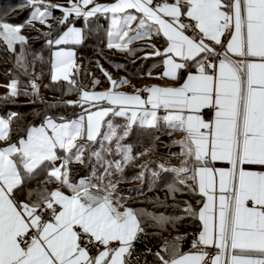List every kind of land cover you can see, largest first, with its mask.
<instances>
[{"label":"snow or ice","instance_id":"1","mask_svg":"<svg viewBox=\"0 0 264 264\" xmlns=\"http://www.w3.org/2000/svg\"><path fill=\"white\" fill-rule=\"evenodd\" d=\"M25 3L33 9L25 24L0 19V44L26 75L29 68L35 73V61L44 57L33 54L29 62L22 29L33 21L51 28V10H62L59 25L65 30L43 33L51 49L48 74L52 82H67L68 91H79L78 100L67 103L81 112L70 120L45 116L17 139L12 124L18 114L0 116V264H133L134 256L135 264H147L148 254L158 264H264V0ZM72 17L86 26L106 20L108 49L135 54L151 48L142 58H158L155 76L170 83L118 91L127 78L114 80L97 64L111 87L96 92L79 86L80 67L70 46L87 37L85 28L69 26ZM152 40H162L163 47L133 46ZM42 75L30 76L24 86L19 77L0 85L6 89L0 102L38 97L36 79ZM136 128L182 133L172 141L183 157L179 166L160 163L159 169L174 174L167 184L173 199L185 191L198 197L199 208L180 202L199 221L187 251L181 247L187 237L177 235L155 253H136L135 243L146 235L145 218L173 227L183 219L124 207L113 177L151 151L133 154L123 142ZM97 143L99 150L90 147ZM92 158L103 175L96 178L94 170L93 178L73 181L71 164ZM159 176L152 172L154 180Z\"/></svg>","mask_w":264,"mask_h":264},{"label":"trees","instance_id":"2","mask_svg":"<svg viewBox=\"0 0 264 264\" xmlns=\"http://www.w3.org/2000/svg\"><path fill=\"white\" fill-rule=\"evenodd\" d=\"M65 4L66 0H53ZM25 0H0V19L5 20L12 24H25L29 19L31 10H23ZM54 5V4H53ZM52 22L50 31L65 30L59 25V20L63 17V11L60 9H52ZM72 20L76 24H80L85 28L86 41L78 45L77 56L83 59V66L76 76L77 83L81 87H86L89 83L88 68H93L101 77H106L102 74L97 66V56L104 58L103 63H100L105 70H111L114 73L113 68L119 70L114 74H121L126 78H140L147 76L151 71L153 74L160 71V60L158 58L143 59L142 57L147 52H152L151 48L138 49L135 54H129L127 52H121L115 50L117 53L119 62L108 58V49L106 47V32L107 21L101 18L100 20L93 19L86 26L82 19H76L72 17ZM70 24V19H69ZM23 31L36 35L35 39H28L26 52L28 54L29 62L32 63L33 54H39L44 57V62L35 61V73L29 68V74L26 75L15 65V55L0 44V85L7 84L11 79L19 77L21 80V86L27 84L29 77L35 78L36 73H43L36 81L42 84H47V98L41 100H33L29 96H19L14 102H0V115L6 117L10 113L15 112L18 114L14 119L12 127L13 139H17L20 135L24 134V130L32 125H39L45 116H51L56 119L61 117L65 119L75 118L81 112V108L77 105L68 104V101L79 98V91H68V85L65 81L52 82L49 72V65L47 63L51 49L47 44V39L43 33L44 31L40 27L31 29V27L25 26ZM34 33V34H33ZM159 43H163L162 40H154ZM146 42V41H145ZM148 41L146 43H152ZM142 43L134 44L139 45ZM19 45H17V52ZM109 50V49H108ZM144 51V52H143ZM133 56V60H130L128 56ZM110 56V55H109ZM96 57V60L94 59ZM129 62L133 65L129 66ZM112 66V67H111ZM152 66V67H151ZM151 67V69H150ZM87 71H86V70ZM86 71V73H85ZM116 74V75H117ZM6 91L4 87H0V94ZM114 122L123 124V118L114 117ZM158 137V139H157ZM181 138V133H174L173 135H167L163 130L160 132H144L139 128H136L132 134L123 141L130 144L133 147V154L145 152L147 149H151L143 156H137L135 160L130 161L124 166L123 173H116L113 179L118 180L117 189L118 195L124 198V204L130 205L133 209L143 211L147 213L160 214L163 213L166 216H181L183 219L176 224L162 226L156 224L153 220L145 218L143 227L145 228L146 235H143L139 241L135 243V250L137 254H144L147 249H151L153 253L161 249L164 240H171L173 237L180 233H190L199 230V221L188 216L182 211L185 207L181 201H190L191 204L199 208L197 203L198 197H194L187 191L183 193H177L175 199H173L167 190V184L171 183L174 179L173 173H165L159 169V164L164 163L166 167L179 166V161L183 159L179 156L180 148L178 145H173V140ZM91 148L98 150V145L94 144ZM177 154V155H174ZM110 157V156H107ZM106 157V158H107ZM112 159H119L118 156H111ZM97 172L98 177L103 175L102 166L96 163L95 158H92L91 163L85 161V164L75 165L72 167L73 181H77L80 177H90L92 171ZM144 172L145 176L140 177V172ZM157 171L160 173L158 178L152 177V172ZM97 177V178H98ZM190 184L191 181H188ZM35 187V184L33 185ZM163 254V253H162ZM147 264H158L155 257L151 254L147 255ZM136 257H133V264H135Z\"/></svg>","mask_w":264,"mask_h":264},{"label":"rangeland","instance_id":"3","mask_svg":"<svg viewBox=\"0 0 264 264\" xmlns=\"http://www.w3.org/2000/svg\"><path fill=\"white\" fill-rule=\"evenodd\" d=\"M44 3L45 4H54V5H63V4H61V3H59V2H54L53 0H44ZM24 7H22V8H24L23 10H31L32 9V7L30 6V5H27V4H25V5H23ZM52 12H53V10H51ZM64 15V14H63ZM75 18V17H74ZM77 19H79V18H77ZM51 22H52V17H49V19H48V21H47V24H51ZM12 24V23H11ZM72 24H75V26L76 27H83L82 25H80V24H76L75 23V21L74 20H72V18H70V24H69V26H71ZM13 25H19V24H13ZM33 27H31V29H36V28H38V27H40L41 29H43L44 31H50V29L51 28H49V27H47V25H45V24H41L39 21H33ZM22 34H26L27 35V37H28V39H35V36L36 35H32L31 33H28V32H25V31H23V29H22ZM34 34V33H33ZM106 42H107V38H106ZM146 42H148V41H146ZM145 41H138V42H135V44H138V43H146ZM70 47H72L73 48V50H74V52H75V62H76V64H77V66H79L80 67V69L82 68V66H83V59L81 58V57H78L77 56V50H78V45H75V46H70ZM105 50H107V53L110 55H107L108 56V58L110 59V58H112L111 59V61L112 60H116V61H120V60H118V57H116V55H117V53L118 52H116L114 49H105ZM18 51H19V49H18ZM144 52V51H143ZM147 52V51H146ZM125 55H126V53H125ZM126 56H128V58L130 59V60H133V56H129V54H127ZM97 64H100V63H103V57L102 58H99L98 56H97ZM94 59L96 60V57H94ZM129 64V66H132L133 65V63L132 62H129L128 63ZM15 65H16V62H15ZM134 66V65H133ZM112 67V66H111ZM152 67V66H151ZM151 67H150V69H151ZM112 69H113V71H114V73L115 72H119V70L118 69H116V68H113L112 67ZM86 70V69H85ZM87 71V70H86ZM86 71H85V73H86ZM110 75H111V77H112V79H114V80H117V78H119L120 76H121V74H114V73H112V71L111 70H106ZM88 73L90 74L89 75V83H88V85L86 86V87H84L86 90H89V91H96V92H101V91H104V90H106V89H108V88H110L111 87V85H110V83H109V81H108V79L106 78H103V77H101L93 68H88ZM118 75H120V76H118ZM99 81V83H94L95 81ZM132 80L133 79H130V82H132ZM61 81H63V80H61ZM36 83L37 84H39L40 85V91H39V96L38 97H33V96H29L31 99H33V100H41V99H43V98H47V92H48V89H47V84H42L41 82H39V81H36ZM146 85H148V83L146 84ZM143 86H145V85H142V86H138V87H136V88H131V87H125V89H122V90H127V89H132V91L134 92L135 91V89H137V88H141V87H143ZM117 90H118V88H117ZM80 95V94H79ZM76 100H78V98L76 99ZM75 99H73V101H76ZM0 116H2V115H0ZM54 119H56V118H54ZM71 119H74V118H71ZM112 119H113V122H114V117H112ZM58 120V119H57ZM70 120V119H69ZM115 123V122H114ZM78 143H85V141H83V140H80V141H78ZM94 145V144H93ZM93 145H91L90 147H92ZM97 145H98V150H99V147H100V145L97 143ZM107 159H112V157L110 156V157H107ZM59 163V162H58ZM75 165H78V163H72L71 164V172H70V178L73 180V174L71 175V173H72V167L73 166H75ZM93 174H94V171H92V173L90 174V177H88V178H93ZM73 177V178H72ZM95 177L97 178L98 177V174H97V172H95ZM81 178V177H80ZM79 178V179H80ZM75 179V178H74ZM78 179V180H79ZM76 180V179H75ZM77 180V181H78ZM124 207H131L130 205H126V204H124ZM132 208V207H131ZM194 232H196V231H194Z\"/></svg>","mask_w":264,"mask_h":264},{"label":"crops","instance_id":"4","mask_svg":"<svg viewBox=\"0 0 264 264\" xmlns=\"http://www.w3.org/2000/svg\"><path fill=\"white\" fill-rule=\"evenodd\" d=\"M152 43H155L157 47H160V48L163 47V43H159V42H156L154 40H153ZM118 76H120V75H118ZM121 78H125V76L121 75L119 78H117V80H120ZM130 79H133L132 82H130ZM130 79L127 78L129 83H125V84L119 85L118 86V91H123V92H127V93H133L132 89H130L131 92L129 90H122V89H125V87H128V86L131 87V88H136L138 86L146 85L147 83L151 84V85H153V84L170 83V81H164V80H160V79L156 78L155 74H153L152 76L147 75V76H143V77H140V78H130ZM181 136H182V133H181ZM198 231L199 230H197L196 232H198Z\"/></svg>","mask_w":264,"mask_h":264},{"label":"built area","instance_id":"5","mask_svg":"<svg viewBox=\"0 0 264 264\" xmlns=\"http://www.w3.org/2000/svg\"><path fill=\"white\" fill-rule=\"evenodd\" d=\"M148 85H151V84H148ZM131 92L130 89H127ZM195 233L194 231L193 232H190V233H180L178 235H181V236H186L187 238L182 242L181 244V247L183 250L187 251L188 250V247L190 246V241L191 239L193 238L192 237V234Z\"/></svg>","mask_w":264,"mask_h":264}]
</instances>
